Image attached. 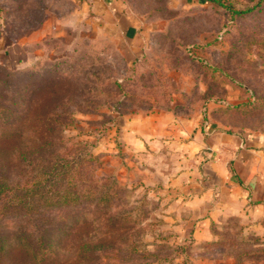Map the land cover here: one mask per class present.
<instances>
[{
	"label": "rangeland",
	"instance_id": "1",
	"mask_svg": "<svg viewBox=\"0 0 264 264\" xmlns=\"http://www.w3.org/2000/svg\"><path fill=\"white\" fill-rule=\"evenodd\" d=\"M218 1L127 0L120 17L84 0H0V105L18 98L14 121L32 143L30 131L43 124L22 117L31 82L30 108L49 113L52 141L65 147L66 159H77L82 144L97 157L74 167L75 188L82 174L98 193L111 184L117 191L109 207L58 212L66 233L60 264L87 237L109 249L129 245L114 252L113 264H264V230L229 217L209 223V240L193 235L191 214L175 210L158 172L150 186L141 184L140 173L125 170L123 140L113 143L126 115L166 108L180 117L202 114L229 135L264 138V0ZM13 119L1 116L0 125ZM20 224L28 223L0 219V232ZM21 261L11 253L0 264Z\"/></svg>",
	"mask_w": 264,
	"mask_h": 264
},
{
	"label": "crops",
	"instance_id": "2",
	"mask_svg": "<svg viewBox=\"0 0 264 264\" xmlns=\"http://www.w3.org/2000/svg\"><path fill=\"white\" fill-rule=\"evenodd\" d=\"M84 1L120 17L126 12L127 0ZM113 134L114 144L124 142L125 170L140 173L145 186L158 172L175 210L191 214L193 235L204 232L209 240V223L229 217L264 230V138L229 135L202 114L180 117L172 109L130 113Z\"/></svg>",
	"mask_w": 264,
	"mask_h": 264
},
{
	"label": "trees",
	"instance_id": "3",
	"mask_svg": "<svg viewBox=\"0 0 264 264\" xmlns=\"http://www.w3.org/2000/svg\"><path fill=\"white\" fill-rule=\"evenodd\" d=\"M208 1L221 5L218 0ZM248 11L234 13L244 14ZM24 87L28 98L26 105L24 103L22 105L25 114L22 117L26 121L27 117L34 116L37 122L43 124V131L31 130L32 143L26 140L14 121L20 103L18 98L13 97L9 106L0 105V118L1 116L7 119L14 118L6 127L0 125V140L10 144L9 147H0V156L5 157V161L0 158V219L17 218L22 219V223L25 221L28 223L25 226L17 225L8 232H0V259L5 255L17 253L23 260L18 264H60L62 256L60 236L66 237V233L63 228L65 223L60 220L58 212L82 205L94 207L104 204L109 207L117 191H114L115 186L111 184L98 193L95 186L82 174L78 175L80 187L75 188L72 176L74 167L97 162V157L90 155L87 146L82 144L83 153L77 155L79 156L77 159H66L68 155L65 147H59L57 144L55 146L52 141L54 130L46 122L50 119L49 113L41 110L43 113L39 115L30 108L31 82H27ZM42 107L44 109L45 104H42ZM58 139L63 143L62 134L58 135ZM16 169L24 174L16 175ZM28 171H31V174L34 171L36 173L32 177ZM15 176L24 179L20 183L14 179ZM110 221L109 216L108 225ZM82 224L81 221L78 226ZM8 236H11V239ZM72 246L74 255L72 260L65 264H113L110 262L115 260L114 252L123 247L129 248L127 243H121L116 250L109 249L110 244L94 241L93 237H87L86 240ZM105 248L109 251L102 255L100 251Z\"/></svg>",
	"mask_w": 264,
	"mask_h": 264
}]
</instances>
